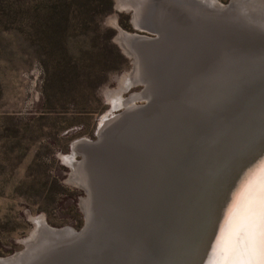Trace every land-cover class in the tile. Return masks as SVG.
Listing matches in <instances>:
<instances>
[{"label": "rangeland", "instance_id": "rangeland-1", "mask_svg": "<svg viewBox=\"0 0 264 264\" xmlns=\"http://www.w3.org/2000/svg\"><path fill=\"white\" fill-rule=\"evenodd\" d=\"M124 1L121 8L119 0H0V264H162L164 198L175 188L177 200L188 189V172L202 163L209 142L202 137L209 110L201 122L189 114L212 101L191 71L203 53L175 52L216 48L217 40L224 49L229 40L228 50H219L226 60L240 49L264 48V33L235 16L216 15L211 30L170 1L146 0L136 22L135 0ZM180 26L197 38L186 39ZM120 30L138 37L128 42L143 48L138 69ZM215 55H203L210 62L201 66L209 70ZM250 64L259 66L245 82L254 94L264 85V59ZM230 67L210 78L220 99L234 81ZM117 94L135 97L133 104L122 105ZM157 208L156 220L145 222ZM39 218L48 231L37 229Z\"/></svg>", "mask_w": 264, "mask_h": 264}, {"label": "bare ground", "instance_id": "bare-ground-1", "mask_svg": "<svg viewBox=\"0 0 264 264\" xmlns=\"http://www.w3.org/2000/svg\"><path fill=\"white\" fill-rule=\"evenodd\" d=\"M145 1L146 0H135L133 5L130 3L132 5L131 7L135 9L134 19L136 20V22L139 21V17H138L140 16L139 11L142 14L143 9L146 7L147 1L146 3ZM153 1L158 2L160 0H153ZM169 1L171 2L170 4L168 3ZM119 2L120 4H122L121 8L125 6L124 3L126 2L124 0H119ZM166 2L167 4L171 5L170 8H177L178 10L181 9L182 11L181 14H185V13L192 14L193 16H197L196 18H198V16L199 18L202 17L203 19L201 21L206 23L208 22L207 25L212 26L209 27L211 30L213 28V25L220 21V18L216 19L218 21L214 20L216 15L218 16L224 15L231 19L235 16L234 18L236 19V22L240 20L239 21L240 25L251 26L253 30H259L260 32L264 33V29H263L264 0H231V4L228 7H224L223 5H221V3L218 0H166ZM140 8L143 9L140 10ZM225 20L226 19H224V21ZM231 23H233V21ZM113 24H115L114 20H113ZM185 26L188 27V25ZM185 26H183V29H181L182 27L180 26V30L185 31L186 29ZM191 29L190 30L187 29L185 31L186 39L189 38L190 36H193L194 33L193 34L191 33L192 32ZM213 30H217V29L213 28ZM218 31L216 32L217 36L225 32L224 29H222V31L221 30L219 32ZM200 32H202V35L200 36L201 37L203 36V40L204 39L208 40L205 31L200 29ZM226 35L228 34H225L224 36ZM192 38H197V37L193 36ZM119 39H120V43L124 46L126 51L130 52L129 49L133 51L130 53L134 55L136 68L138 69L141 59L140 57L142 56V54H144L143 48L139 47L136 50L132 48V45L131 46L128 45V42L130 40L135 41L136 39H138V37L124 34L123 31L120 30ZM193 42L195 41L193 40ZM196 42L198 41L196 40ZM216 43L218 46L216 47L217 49L216 48L198 49L199 47L203 46L199 44L197 47L194 45L193 46L189 45L190 47L187 48L188 47L187 46L186 49H184L181 54L178 53L177 51L178 49L176 50L177 52H175L178 55H184L191 48L189 54L191 52L194 53L193 58H195V56L197 55L199 56L200 52L203 53L204 58L205 55H209L210 53H216L214 57L215 58L214 63L213 64L211 63V65L209 66L210 67L209 70L204 68V66L203 67L201 66L202 64L205 65L208 62H210L209 59H204L203 55H200L201 58L197 57L196 62H194L193 59L194 64L191 65L192 66L191 71H193L195 75L198 74L197 78L199 80L197 78L195 79L196 84L199 87L201 86V90L202 89L206 90L209 94H211L210 96L211 98L209 99L212 100V101H207V103L210 104L208 106L209 108L206 107L207 110L202 109L199 112L200 108L197 110L194 109V112L190 111L189 114L191 115V113H193V115L198 117L197 118L198 122L199 120L201 122L202 118L200 115L202 114V117L204 116L203 118L205 119L206 118L205 113H207V111L209 110V113L206 114L208 118L206 119L208 123V127L206 125L207 128L205 127L206 130L204 129L202 134L203 135L202 137H205V139H209V142L205 143L207 145L206 147L201 148V152L204 151V155L202 156L203 160H201L202 163H200V165L197 167L193 166L194 168L192 169V171L190 170V168L188 169L187 167L188 169V170L186 169L187 172L190 170L188 174H191V177L189 176L190 183L188 189L184 191L182 196H180L176 200L177 193L175 192V188H174L170 192L169 197H167L168 196L167 193V196L164 198L165 200L164 205L167 206L168 204L169 207L173 205L172 207L175 209L174 213L176 214L177 217L183 216L184 217L183 219H185L187 215L186 217L187 222L191 220L190 232L186 237L187 238L186 242L187 244L190 245V249H188V252L184 258L185 264H206L209 251L213 243L217 239L218 235L221 233L222 229L224 228L232 204L234 203L236 198L240 195L244 186L249 182V180L254 179L256 177L260 167L262 166V163H264V88H263L264 85L259 86L258 88L260 89L257 88L256 93L253 94L252 90H249L250 86L249 85L246 86L245 84V82L253 78L257 73V71L259 70V68H257L259 66H256L255 69L252 67L250 63L258 59L263 61L264 48L262 52L260 51L261 53L259 52L255 54L256 51L255 49H257L256 47L259 46L258 44H256V46L253 47L251 50L246 49V51H241L240 49L238 50L237 55L236 54L232 55L233 59L231 57L225 60V58L219 56L220 55L219 50L222 51L225 49L227 51L228 50L227 46L230 44V41L229 40L225 41L224 49L221 47V43H222L221 40H217ZM220 47L222 49H220ZM176 48L177 45L174 49ZM178 48L180 49V47ZM218 61L221 62L220 63L221 65L219 64V66L217 65ZM199 63L201 64L199 65ZM228 66H231L230 69L233 70V72L230 71L228 75V80L229 81L234 80L233 82L232 81L230 82V87L237 85L236 84L238 83L237 80H239L238 83L239 85L235 87L236 89L234 90L231 89L230 87H228L229 89L227 88L228 91L226 92H228V94L226 93L227 94L226 96L227 100H226L225 98L220 99L217 93L215 91L214 92L212 91L211 85L209 83L211 82L210 80L213 79L212 77L214 76L216 77V75H218L221 69L225 70L226 69L225 67ZM203 68L204 70L205 69L208 70L207 71L208 75H206L205 77V78L208 77L207 78L208 80L206 82L200 80L201 77H203L202 74L206 73V70L204 73L201 72L204 71ZM126 78L130 79V77H126ZM240 80L243 81L242 85H240L241 84ZM131 81L133 80L131 79ZM207 83L210 86H208ZM211 84H213V82ZM258 91H261L262 93H259ZM236 92H238L237 96H236ZM234 93L235 95L233 98ZM241 93L244 94L241 96V97L245 96L244 99L238 97V95H240ZM257 93L261 95H258ZM229 96L230 98H228ZM115 99L118 102H121L122 105L125 103L133 104L135 97H131L128 100H122L120 95L117 94ZM233 99L235 100L234 102ZM237 109L240 110L239 113L237 112ZM211 113L212 114L215 113L218 116V119L215 121L211 120L209 122L208 120H210L211 118L210 116ZM75 150L77 151V149ZM72 166L74 165L72 164ZM231 171L232 173L229 174ZM76 176L77 175L74 173L71 175V178L72 179L76 178ZM217 195H218L217 201L215 203L213 202L211 203V201H213ZM190 203L191 206L188 209V211H186ZM205 203H207V208ZM183 213H187V214L184 215ZM208 217L210 218L209 221H207ZM34 221L38 230H42V229H45V231L49 230V228L45 225L42 218L35 219ZM207 222H209L208 225ZM55 232L57 234H60V236L67 235L70 236V238H72L73 236L70 230H59ZM34 236L35 235L33 234L32 237L34 238Z\"/></svg>", "mask_w": 264, "mask_h": 264}, {"label": "snow or ice", "instance_id": "snow-or-ice-1", "mask_svg": "<svg viewBox=\"0 0 264 264\" xmlns=\"http://www.w3.org/2000/svg\"><path fill=\"white\" fill-rule=\"evenodd\" d=\"M206 264H264V163L232 204Z\"/></svg>", "mask_w": 264, "mask_h": 264}, {"label": "water", "instance_id": "water-1", "mask_svg": "<svg viewBox=\"0 0 264 264\" xmlns=\"http://www.w3.org/2000/svg\"><path fill=\"white\" fill-rule=\"evenodd\" d=\"M167 163H169V165H170V160ZM166 165H168V164H166ZM166 165L164 166V168H162V170L165 169ZM158 168L159 169L156 172L157 176H158V173L162 171L160 169V167H158ZM232 171L229 174H231ZM152 181L154 182L155 179H153ZM152 181H151V183H152ZM157 185H156V183H154V186L151 185L150 187L149 186L147 187L148 192H147V195L145 197L146 202L149 200L151 201L152 195L150 196V194L153 192V190L157 189ZM217 199H218V195L216 196V198H214L213 201H211V203L212 202L215 203L217 201ZM207 203H205L206 208H207ZM172 206H170V207L168 206L167 209L165 210V214L167 213V218H166V222H164L165 228L163 229V233L161 234V236H162V238H161V241H162V245H161L162 261L161 262H162V264H185L184 258L188 252V249H190V245L187 244V242H186V239H187L186 237L188 236V234L190 232L191 220H189V222H187V219H186L187 215H186L185 219H183L184 218L183 216L177 217L176 214L174 213L175 209ZM190 206H191V203L189 204L186 211H188ZM158 209L159 208L150 209L151 212H149V214L153 219L150 217H149V219H146L147 216H146V218L144 216L145 222H147V220H148L149 223H150V221H151V223H153V220L154 221L156 220V218L154 219L153 216H155L156 211ZM206 213H207V211H206ZM183 214L185 215L187 213H183ZM209 219L210 218L208 217L207 221H209ZM208 223L209 222H207V225H208ZM207 225H206V227H207Z\"/></svg>", "mask_w": 264, "mask_h": 264}]
</instances>
